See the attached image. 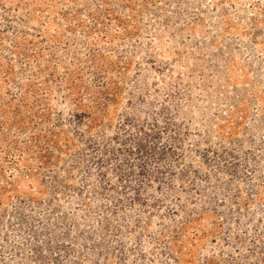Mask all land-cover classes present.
<instances>
[{
	"label": "rangeland",
	"instance_id": "374dc122",
	"mask_svg": "<svg viewBox=\"0 0 264 264\" xmlns=\"http://www.w3.org/2000/svg\"><path fill=\"white\" fill-rule=\"evenodd\" d=\"M0 264H264V0H0Z\"/></svg>",
	"mask_w": 264,
	"mask_h": 264
}]
</instances>
